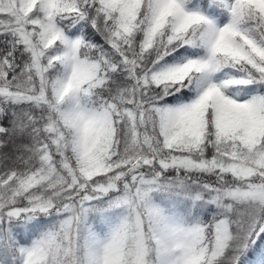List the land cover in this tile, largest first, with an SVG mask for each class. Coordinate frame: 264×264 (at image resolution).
Instances as JSON below:
<instances>
[{"label": "snow or ice", "instance_id": "6c2138e0", "mask_svg": "<svg viewBox=\"0 0 264 264\" xmlns=\"http://www.w3.org/2000/svg\"><path fill=\"white\" fill-rule=\"evenodd\" d=\"M0 264H264V0H0Z\"/></svg>", "mask_w": 264, "mask_h": 264}]
</instances>
